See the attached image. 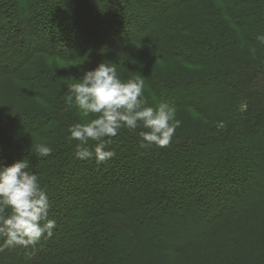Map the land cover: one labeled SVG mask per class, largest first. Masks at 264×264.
<instances>
[{
	"label": "trees",
	"instance_id": "trees-1",
	"mask_svg": "<svg viewBox=\"0 0 264 264\" xmlns=\"http://www.w3.org/2000/svg\"><path fill=\"white\" fill-rule=\"evenodd\" d=\"M260 37L264 0H0V168L27 160L57 224L0 264H264V163L243 147L264 152ZM102 62L203 121L165 147L122 130L111 159H78L69 126L95 114L68 87Z\"/></svg>",
	"mask_w": 264,
	"mask_h": 264
},
{
	"label": "clouds",
	"instance_id": "clouds-1",
	"mask_svg": "<svg viewBox=\"0 0 264 264\" xmlns=\"http://www.w3.org/2000/svg\"><path fill=\"white\" fill-rule=\"evenodd\" d=\"M264 41V37H260ZM144 81L122 79L114 65L99 63L84 72L68 87V104L78 107L84 116L95 114L86 122L69 126V140H77L75 155L80 160L95 156L96 163H104L115 156L106 150L105 138L116 137L122 130L134 132L138 128L141 146H168L180 126L175 110L161 102L149 106L143 96ZM98 141L94 150L86 147L89 140ZM46 144L35 147L40 157L50 155ZM50 198L38 177L29 171L27 160L0 168V251L6 247L35 246L44 237H51L56 220L49 219Z\"/></svg>",
	"mask_w": 264,
	"mask_h": 264
},
{
	"label": "rangeland",
	"instance_id": "rangeland-1",
	"mask_svg": "<svg viewBox=\"0 0 264 264\" xmlns=\"http://www.w3.org/2000/svg\"><path fill=\"white\" fill-rule=\"evenodd\" d=\"M134 2V1H133ZM134 4H135V2H134ZM145 52L146 53H150V54H155V55H158L156 52H154V51H152V50H150V49H148V48H145ZM160 59V58H159ZM59 63V62H58ZM59 67L61 68V69H63V67H62V64L61 63H59ZM11 84V83H10ZM1 93H3L2 92V90H1V88H0V94ZM28 98H29V96L27 95V98H26V100H28ZM153 102H154V100H153ZM154 106H156V105H154ZM181 112H183V114H181ZM191 115V117H192V119L191 118H189V114ZM175 116H176V119L177 120H179L181 123H180V126L178 127V128H185V127H191V126H193V124H194V122H202L203 120V118H201L200 116H198V115H196V114H194L192 111H175ZM190 120H192V121H190ZM86 121H88V119H86ZM241 142L243 143V140L245 139V140H247V138H243V137H241ZM245 143V142H244ZM244 147V149H249V153H250V157H253V156H257V158H259V161L258 162H261V163H264V152H261V151H258V150H255V149H252L249 145H245V146H243ZM161 154V156H163L164 154H165V152L164 151H161V152H159V155ZM263 172H264V169H263ZM184 173L183 172H181V174H180V176H184L183 175ZM257 186H259V185H255L254 184V186H252L254 189H256L257 188ZM252 188V189H253ZM99 189H102V187L101 188H99ZM258 189H261V188H259L258 187ZM257 189V190H258ZM247 197V196H246ZM263 197H264V195H263ZM237 198H239V199H243V198H245V196L244 195H239V196H237ZM187 202V201H186ZM162 226V225H161ZM181 226H183L182 224L180 225V227ZM162 227H164V226H162ZM177 228V232L179 231V228L178 227H176ZM155 229H156V227H154V226H152L150 223H148L147 224V228H146V230H145V236H149V233L150 232H154L155 231ZM163 230H164V228H163ZM163 230H161V231H163ZM164 232V231H163ZM163 232H161L162 233V235L165 237H167V238H172V237H174L175 238V235H174V233L175 232H173V233H171V234H173V235H170V237H168V235L167 234H163ZM177 236L178 237H180L181 236V234H180V231H179V234L177 233ZM176 236V237H177ZM152 238H154L155 240H157V241H162V237H157V235H153L152 234ZM176 239H179V238H176ZM122 243V242H121ZM193 254H195V253H193ZM192 258H195V259H197L196 257H193V256H191V258L189 259L190 261H192V262H194V259H192ZM198 260V259H197ZM200 261V260H199ZM178 264H181V263H178Z\"/></svg>",
	"mask_w": 264,
	"mask_h": 264
}]
</instances>
